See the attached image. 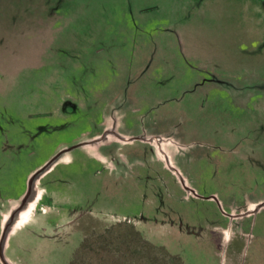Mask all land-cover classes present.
<instances>
[{
    "label": "rangeland",
    "instance_id": "obj_1",
    "mask_svg": "<svg viewBox=\"0 0 264 264\" xmlns=\"http://www.w3.org/2000/svg\"><path fill=\"white\" fill-rule=\"evenodd\" d=\"M109 230L264 264V0H0V264Z\"/></svg>",
    "mask_w": 264,
    "mask_h": 264
},
{
    "label": "trees",
    "instance_id": "obj_2",
    "mask_svg": "<svg viewBox=\"0 0 264 264\" xmlns=\"http://www.w3.org/2000/svg\"><path fill=\"white\" fill-rule=\"evenodd\" d=\"M115 228L124 229L125 232V230L131 229V226L124 222L117 224ZM110 232L111 230H109V232H103L99 237L105 239L107 242L108 237L106 239V236L107 233ZM124 232L117 236L114 240L108 241V243H118L122 245V253L121 251H119V253L117 251L116 253L111 252L112 255L107 257L104 248L101 250L93 249L91 248L90 241L87 240L80 247L75 259L69 264H83L84 258L86 256L91 261L89 264H97L96 259L107 261L108 258L109 264H167L168 260L171 259V256L167 253H164L162 258H159L157 255H155L157 252L163 251V249H158L155 247L153 244L143 238L139 232H135V230L134 232L132 231L134 235L131 238L126 236ZM172 259L177 260V258Z\"/></svg>",
    "mask_w": 264,
    "mask_h": 264
}]
</instances>
